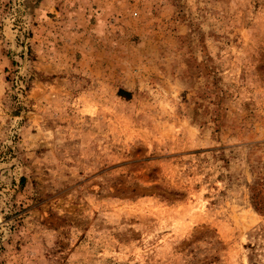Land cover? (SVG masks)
Instances as JSON below:
<instances>
[{
	"label": "rangeland",
	"instance_id": "374dc122",
	"mask_svg": "<svg viewBox=\"0 0 264 264\" xmlns=\"http://www.w3.org/2000/svg\"><path fill=\"white\" fill-rule=\"evenodd\" d=\"M0 264H264V0H0Z\"/></svg>",
	"mask_w": 264,
	"mask_h": 264
}]
</instances>
